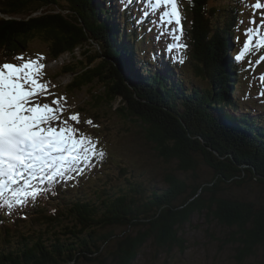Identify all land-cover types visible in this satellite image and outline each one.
Wrapping results in <instances>:
<instances>
[{"label":"trees","instance_id":"obj_1","mask_svg":"<svg viewBox=\"0 0 264 264\" xmlns=\"http://www.w3.org/2000/svg\"><path fill=\"white\" fill-rule=\"evenodd\" d=\"M111 2L0 0V60L24 54L35 41L52 60L79 50L80 59L62 65L72 75L65 88L87 87L94 108L104 103L111 111L118 101L112 111L139 123L157 155L174 161L179 173L166 169L164 187L151 191L136 175L118 188L92 184V194L79 178L75 188L63 177L38 184L47 190L35 200L0 206V264H133L148 241L166 254L184 252L183 227L195 217L227 230L224 245L234 247L238 264L258 255L264 264V200L242 194L244 183L264 188V82L257 75L259 86L242 94L253 107L243 105L231 54L235 4L226 6L219 25L210 0H185V62L142 48L138 33L149 20L137 15L140 0H121L122 10ZM43 7L68 12L34 14ZM185 65L208 86L188 87ZM198 160L209 178L198 179Z\"/></svg>","mask_w":264,"mask_h":264},{"label":"rangeland","instance_id":"obj_2","mask_svg":"<svg viewBox=\"0 0 264 264\" xmlns=\"http://www.w3.org/2000/svg\"><path fill=\"white\" fill-rule=\"evenodd\" d=\"M117 1V0H116ZM183 0H178V8L181 14V24L183 27V34L179 40L174 39V33L171 31L175 27V23L169 25L161 20L163 11L170 9L169 6L163 4L155 6V0H144L143 4L140 5V11L147 14L153 13V18L148 21L145 28V33H140L142 37L140 41L143 49H148V54L156 53L160 60H162L164 54L168 51L175 55L186 54V47L188 46L187 37V24L188 21L183 17ZM232 3H239L240 9L244 12V18L241 21L242 12L238 10L236 13V21H229L236 33L235 37H232L231 41L235 39V43H232L231 54L233 61L236 62V74L241 73L242 82L240 86L237 83L236 93L240 94V98L243 100V105H247L248 101L243 97L242 94L249 97L251 93L247 90H252L254 84L259 86L258 80L255 78L256 75H262L264 72V60H261L258 55L260 52H264V48H258L257 43L264 39L261 35L264 34V27L262 31L252 23L254 18L258 16L262 19V11H259L254 5L257 0H210V5H214L217 10L219 25H221V19L225 17L226 6H230ZM264 1V0H259ZM119 2H116V5ZM254 4V5H253ZM238 4L236 8L238 9ZM118 7H116L117 9ZM61 10L52 7H43L34 14L54 12ZM68 12V11H61ZM18 17H24L23 15ZM241 22L243 27L238 26ZM249 29L252 31L249 32ZM178 34V33H177ZM240 34L243 35V46L240 47ZM251 36L250 50L245 53L243 58L238 59L244 44L248 41V37ZM157 37H160L157 39ZM150 44H154L155 48H152ZM181 45H186L183 47ZM163 49V50H162ZM29 50L34 55L33 58L27 57L25 60L31 59L33 61L39 60V63L44 65L43 69L40 70V82L48 86V92L51 96H41L40 103L51 101L55 97L62 98L60 105L63 107V119H68L71 114H79V123L72 124L79 128L81 132L89 135L96 144V151L99 153L102 149L108 150L105 158L95 159L92 158L91 167L89 170V179H82L84 182L83 186L86 189V193L92 194V184H100L102 187L105 184H110L111 187L118 188L124 185L125 180L136 175V178H140L144 183V187L147 191H151L152 188L160 189L164 187L162 174L165 173L166 169H170L175 173H179L176 168V163L165 162L159 157L154 149L153 144L148 142L144 137V132L140 127L139 123H136L132 119H127L122 116L114 108L118 105V101H115L112 110H108V106L104 103H100L99 108H94L92 105L93 100L89 95L87 87L68 91L65 87L71 80V74H65L62 72V65L75 60L73 57L80 59V51L76 50L75 54H63L57 60L49 58L48 51L45 44L39 41H35L30 44ZM162 54H158V52ZM184 52V53H182ZM6 53H10L6 51ZM29 55V56H31ZM84 60V59H82ZM20 63V62H18ZM77 64V63H76ZM2 65V64H1ZM182 71L187 75L186 85L188 87H195L202 89L208 86L207 80H199L194 74L187 69L186 65L182 67ZM251 74H253L251 76ZM264 74V73H263ZM253 78V82L251 79ZM193 82V86L191 85ZM264 85V84H262ZM98 92L99 87L95 88ZM93 90V88L91 89ZM246 92V93H245ZM256 97V96H254ZM242 104V103H241ZM244 106V107H245ZM93 117V118H90ZM87 121H91L89 124ZM71 123V122H70ZM78 172L75 170L72 172L70 183L68 186L75 188V182L78 180ZM195 174L199 180L207 179L210 176V171L207 166L197 161L195 167ZM81 181V179L79 178ZM104 182V183H103ZM250 183H244L247 187L243 190L242 194L255 198L257 200H264V188L261 186H250ZM229 191L236 193L240 191V188L231 186ZM78 190L69 191L65 194L71 195ZM93 197V196H91ZM59 201L63 198H58ZM123 228H114L115 232L122 231ZM225 234L227 230L218 226L211 225L207 226L201 217H195L191 223H187L183 227V238L186 240V250L180 252L175 250L166 254L165 251L156 249L153 246L152 241H148L141 254L137 257L133 264H238L235 260L234 247L231 244L224 245L226 239ZM261 256L258 255L256 259H249L246 264H262Z\"/></svg>","mask_w":264,"mask_h":264},{"label":"snow or ice","instance_id":"obj_3","mask_svg":"<svg viewBox=\"0 0 264 264\" xmlns=\"http://www.w3.org/2000/svg\"><path fill=\"white\" fill-rule=\"evenodd\" d=\"M161 4L170 5V9L163 11L161 20L169 25L175 23L171 31L174 39L179 40L183 27L178 0H155V6ZM254 6L259 9L264 4L257 0ZM260 23L264 24V18ZM251 39L249 36L238 59L250 50ZM257 47L264 48V39ZM16 59L21 62L0 65V206L9 208L13 203H27L29 197L35 200L47 190L38 184L51 185L72 168L79 170V165L90 164L94 156L104 155L97 153L96 144L89 135L70 123H79L78 113L71 114L68 119L62 118V98L39 102L42 94L52 95L48 86L40 82V70L44 65L39 60H25L23 56ZM260 79L264 82V74Z\"/></svg>","mask_w":264,"mask_h":264},{"label":"bare ground","instance_id":"obj_4","mask_svg":"<svg viewBox=\"0 0 264 264\" xmlns=\"http://www.w3.org/2000/svg\"><path fill=\"white\" fill-rule=\"evenodd\" d=\"M141 12V11H140ZM147 15H149V14H147ZM163 50V49H162ZM199 161V160H198ZM3 206V205H2ZM7 206V205H6ZM5 207V206H4ZM1 213V212H0Z\"/></svg>","mask_w":264,"mask_h":264}]
</instances>
